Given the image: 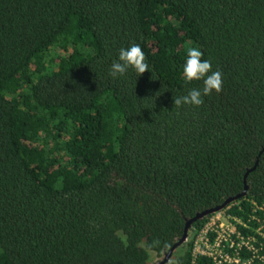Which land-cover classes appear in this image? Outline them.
<instances>
[{"label": "trees", "instance_id": "16d2710c", "mask_svg": "<svg viewBox=\"0 0 264 264\" xmlns=\"http://www.w3.org/2000/svg\"><path fill=\"white\" fill-rule=\"evenodd\" d=\"M193 46L221 90L176 108ZM245 185L264 218V0H0V264H158Z\"/></svg>", "mask_w": 264, "mask_h": 264}, {"label": "built area", "instance_id": "2783aa9c", "mask_svg": "<svg viewBox=\"0 0 264 264\" xmlns=\"http://www.w3.org/2000/svg\"><path fill=\"white\" fill-rule=\"evenodd\" d=\"M227 209L212 213L196 232L191 264L200 257L209 264H264V218L252 215L244 220Z\"/></svg>", "mask_w": 264, "mask_h": 264}, {"label": "clouds", "instance_id": "9594fccd", "mask_svg": "<svg viewBox=\"0 0 264 264\" xmlns=\"http://www.w3.org/2000/svg\"><path fill=\"white\" fill-rule=\"evenodd\" d=\"M203 52L198 47L187 49L182 65L183 79L186 83L202 81L203 87H192L186 95L173 96L174 106L180 108L183 105L200 106L203 104V97L210 95L214 90L219 92L222 86V74L212 70V63L203 59ZM129 70L136 73L137 77L146 70H150L145 60V54L139 44L132 43L127 47H121L118 52V59L111 64L109 75L112 78L123 77ZM152 72V71H151Z\"/></svg>", "mask_w": 264, "mask_h": 264}, {"label": "water", "instance_id": "95a60500", "mask_svg": "<svg viewBox=\"0 0 264 264\" xmlns=\"http://www.w3.org/2000/svg\"><path fill=\"white\" fill-rule=\"evenodd\" d=\"M256 164H257V163H255V165L253 166V168L256 166ZM253 168H251V169H253ZM246 188H247V186L245 185L244 190H243L240 194H238V195H236V196H234V197L227 198L222 204H220V205H218V206H216V207H213V208H210V209L204 210V211H202V212H199V213H197L192 219L188 220V221L186 222V224H185V227H184V230H183V234H182V236H181V237L179 238V240H178V241H177V242L171 247V249L165 254L163 260H160L158 264H164V263H166V262L169 260V258H170V256H171L173 250H174L176 247H178L181 243H183V242L187 239V236H188V228H189V226L191 225V223H192L193 221H195V220H197V219H201V218H203L204 216H207V215L210 214V213L216 212V211L222 209L223 207H225V206H226L227 204H229L231 201H233V200H235V199H237V198H239V197L245 195V193H246Z\"/></svg>", "mask_w": 264, "mask_h": 264}, {"label": "rangeland", "instance_id": "374dc122", "mask_svg": "<svg viewBox=\"0 0 264 264\" xmlns=\"http://www.w3.org/2000/svg\"><path fill=\"white\" fill-rule=\"evenodd\" d=\"M175 256H176V255H172V256H171V259H175Z\"/></svg>", "mask_w": 264, "mask_h": 264}]
</instances>
